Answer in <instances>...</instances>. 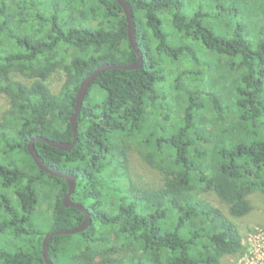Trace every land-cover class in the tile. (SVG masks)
<instances>
[{"label": "trees", "instance_id": "obj_1", "mask_svg": "<svg viewBox=\"0 0 264 264\" xmlns=\"http://www.w3.org/2000/svg\"><path fill=\"white\" fill-rule=\"evenodd\" d=\"M126 1L143 67L95 79L74 149L35 143L48 167L77 179L72 199L92 218L53 238L50 258L222 264L244 252L233 219L264 196V0ZM137 60L116 0H0V264H46V235L84 223L63 203L68 182L28 145L72 142L82 82ZM133 152L157 181L138 175Z\"/></svg>", "mask_w": 264, "mask_h": 264}, {"label": "water", "instance_id": "obj_2", "mask_svg": "<svg viewBox=\"0 0 264 264\" xmlns=\"http://www.w3.org/2000/svg\"><path fill=\"white\" fill-rule=\"evenodd\" d=\"M116 1L124 10L126 20H127V24H128V38H129V42H130L131 47L133 48V50L135 51V53L138 56L137 62H135L133 64H129V65L109 64V65L101 66V67L97 68L89 77H87L82 82V84L79 88L78 94H77V98H76L75 112L71 116V119H70L72 130L74 133V139L72 142H70V143L53 142V141H50L46 138L39 137V138L31 140L29 145H28V151H29L30 156L33 158L36 165L42 171H44L45 173H47L49 175L64 179L68 182L69 192L63 200L65 207L75 208V209L81 211L86 217L84 223L81 226H79L78 228L71 229V230L52 232V233H48L46 235L44 243H43V257H44L46 264H54V262L50 258V254H49V245H50L51 240L55 237H58V236L74 235V234H79V233L85 232L91 226L92 218H91L90 213L82 205L78 204L77 202L73 201V199H72L73 194L75 193V190L77 187V179L73 175L62 174L61 172L56 171V170L48 167L43 162L41 157L39 156V154L35 148V143L36 142H42V143H45V144H47L53 148H56V149H59L62 151H70V150L74 149L77 142H78V122H79V118L81 116L83 103H84V100H85L86 96L88 95V93L91 89V86L94 83L95 79L99 75H101L102 73H104L105 71H108V70H117V69L128 70V71L138 70V69H141L144 65V59H143L144 54L141 51L139 44H138L137 32H136V23H135V17H134L133 9H132L131 5L129 4V2H127L126 0H116Z\"/></svg>", "mask_w": 264, "mask_h": 264}, {"label": "rangeland", "instance_id": "obj_3", "mask_svg": "<svg viewBox=\"0 0 264 264\" xmlns=\"http://www.w3.org/2000/svg\"><path fill=\"white\" fill-rule=\"evenodd\" d=\"M64 76L65 74L61 72L50 79L49 83L54 92L60 90ZM213 88L210 86L208 89L213 91ZM7 107L6 99L0 96V114ZM131 156L138 175L144 176L150 182L158 180V173L150 169L137 152H133ZM251 201L254 208L253 212L242 219H233L240 229L244 252L238 257H226L222 264H264V196L257 194L251 198Z\"/></svg>", "mask_w": 264, "mask_h": 264}]
</instances>
